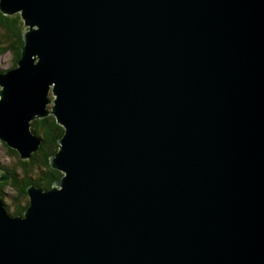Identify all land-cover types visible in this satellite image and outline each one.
Segmentation results:
<instances>
[{
	"label": "water",
	"instance_id": "1",
	"mask_svg": "<svg viewBox=\"0 0 264 264\" xmlns=\"http://www.w3.org/2000/svg\"><path fill=\"white\" fill-rule=\"evenodd\" d=\"M0 11L28 27L0 74V139L25 158L28 120L52 113L64 171L26 187L22 215L0 198V264H264V0Z\"/></svg>",
	"mask_w": 264,
	"mask_h": 264
},
{
	"label": "trees",
	"instance_id": "2",
	"mask_svg": "<svg viewBox=\"0 0 264 264\" xmlns=\"http://www.w3.org/2000/svg\"><path fill=\"white\" fill-rule=\"evenodd\" d=\"M23 20L20 14L4 15L0 12V27L4 37L5 46L0 48V55L6 50L11 52L12 66H15L23 45L21 33ZM30 129L41 139V144L26 160H21L18 153L2 142L5 152L11 157L12 165L0 163V171H6L11 178L0 182V196L6 194L5 186H11L15 193L9 204H5L10 215H20L27 207L29 199L26 192L28 185L49 189L54 180L61 177L62 172L53 168L48 163V158L58 149V139L63 133V127L55 120L53 115L31 120Z\"/></svg>",
	"mask_w": 264,
	"mask_h": 264
},
{
	"label": "rangeland",
	"instance_id": "3",
	"mask_svg": "<svg viewBox=\"0 0 264 264\" xmlns=\"http://www.w3.org/2000/svg\"><path fill=\"white\" fill-rule=\"evenodd\" d=\"M1 12V11H0ZM2 13V12H1ZM3 14V13H2ZM5 15V14H4ZM22 27L24 28V25H22ZM2 28L0 27V48L5 46L7 43L5 42L4 40V37L2 36ZM12 57H11V52L9 50H6L4 51L3 53H1L0 55V72L1 71H4V70H7L8 68H11L12 66ZM50 97H53L52 94L50 93L49 95ZM52 105V103H50L48 106ZM58 146H59V142H58ZM9 147V146H8ZM11 148V147H10ZM13 149V148H11ZM15 150V149H14ZM37 150V149H36ZM35 150V151H36ZM16 151V150H15ZM33 151V152H35ZM17 152V151H16ZM53 154V153H52ZM51 154V155H52ZM20 158V156H19ZM21 160H26V159H22L20 158ZM12 159L11 157L5 152V148L4 146L2 145V142H0V163H3V164H9L10 166L12 165ZM3 172L6 173V171L3 170ZM0 175H2L0 173ZM10 176V175H9ZM11 178V176H10ZM5 192L6 194H4L3 196H0V198L4 201V204H9L13 198V195L15 194L12 189H11V186H8L6 185L5 186ZM58 188H60V186H58ZM23 213V212H22ZM22 215V214H20Z\"/></svg>",
	"mask_w": 264,
	"mask_h": 264
},
{
	"label": "bare ground",
	"instance_id": "4",
	"mask_svg": "<svg viewBox=\"0 0 264 264\" xmlns=\"http://www.w3.org/2000/svg\"><path fill=\"white\" fill-rule=\"evenodd\" d=\"M20 11H18V13H19ZM20 14V13H19ZM23 20V19H22ZM28 29V27L26 26V25H24V30H27ZM23 30V31H24ZM22 41H23V39H22ZM23 44H24V42H23ZM23 46V45H22ZM34 56V64H35V62L37 61V57H36V55H33ZM32 56V57H33ZM20 57H21V55H20ZM19 57V58H20ZM19 60V59H18ZM17 60V61H18ZM18 64L16 63L15 64V66H13V67H11V68H8L7 70H4V71H1L0 72V74H4V73H6L7 71H9L10 69H12V68H14V67H16ZM51 87H52V85H50V89H49V92H48V95H47V97H48V99L50 100V102H48V103H46V105H45V109H46V111H49V112H51V109H50V107L53 105V101H52V99H54V94H52V92H51V94H52V96L53 97H50L49 95H50V91H51ZM50 103H52V105H50V106H48ZM49 115H53L52 113L51 114H49ZM48 116V115H47ZM54 116V115H53ZM44 117V116H43ZM43 117H39V116H36V114H35V117H33V118H31V119H29L28 120V130L30 131V133H32V135H34L36 138H38V139H40V137L39 136H37L34 132H32L31 131V129H30V122H31V120H34V119H36V118H43ZM55 117V116H54ZM1 140V139H0ZM1 141H3V140H1ZM4 142V141H3ZM4 143H6V142H4ZM41 144V139H40V143L38 144V146ZM6 145L7 146H9L7 143H6ZM9 147H11V146H9ZM11 148H13V149H15L14 147H11ZM38 148V147H37ZM16 151H17V149H15ZM33 151H30L29 153H28V155H27V157H25V158H22V159H28L29 157H30V154L32 153ZM17 153H18V155H19V152L17 151ZM54 154V153H53ZM54 168V167H53ZM57 169V168H56ZM59 171H61L62 172V175L61 176H63L64 175V171H62V170H60V169H58ZM1 171H3V170H1ZM0 171V172H1ZM7 173V172H6ZM8 174V173H7ZM9 175V174H8ZM61 178V177H60ZM60 178H58V179H60ZM58 179H56V180H58ZM4 181H7V180H4ZM4 181H0V182H4ZM31 186H33V185H31ZM34 187H37V186H34ZM39 188H41V187H39ZM41 189H46V188H41ZM51 188H49V189H46V190H50ZM28 196V195H27ZM29 199V198H28ZM2 200V199H1ZM3 201V200H2ZM3 203H4V201H3ZM28 205H29V203H28ZM28 205H27V207H28ZM4 207H5V204H4ZM6 209V208H5ZM26 209V208H25ZM8 213V212H7ZM9 214V213H8ZM10 215V214H9ZM12 216H19V215H12Z\"/></svg>",
	"mask_w": 264,
	"mask_h": 264
}]
</instances>
